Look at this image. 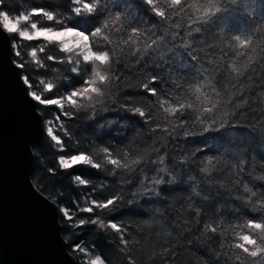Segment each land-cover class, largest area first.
<instances>
[{
    "label": "clouds",
    "instance_id": "obj_1",
    "mask_svg": "<svg viewBox=\"0 0 264 264\" xmlns=\"http://www.w3.org/2000/svg\"><path fill=\"white\" fill-rule=\"evenodd\" d=\"M0 38L71 264H264V0H0Z\"/></svg>",
    "mask_w": 264,
    "mask_h": 264
},
{
    "label": "water",
    "instance_id": "obj_2",
    "mask_svg": "<svg viewBox=\"0 0 264 264\" xmlns=\"http://www.w3.org/2000/svg\"><path fill=\"white\" fill-rule=\"evenodd\" d=\"M9 57L0 38V264H71L55 210L31 180L40 114Z\"/></svg>",
    "mask_w": 264,
    "mask_h": 264
},
{
    "label": "trees",
    "instance_id": "obj_3",
    "mask_svg": "<svg viewBox=\"0 0 264 264\" xmlns=\"http://www.w3.org/2000/svg\"><path fill=\"white\" fill-rule=\"evenodd\" d=\"M47 116V113L45 114ZM61 119H63V117H61ZM40 145V144H39ZM38 145V146H39ZM38 146H34L32 147L33 153L37 150ZM37 160V158L34 156V162ZM37 171H38V166L34 163L33 164V169H32V173H31V180L33 182L34 185H36L35 187L38 188V182H37ZM60 225H61V234L62 236L66 233V225L63 224V218L61 217L60 219Z\"/></svg>",
    "mask_w": 264,
    "mask_h": 264
}]
</instances>
